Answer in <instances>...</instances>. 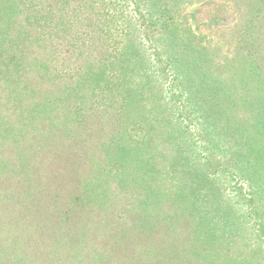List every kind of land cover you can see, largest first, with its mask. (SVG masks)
<instances>
[{"label": "trees", "instance_id": "trees-1", "mask_svg": "<svg viewBox=\"0 0 264 264\" xmlns=\"http://www.w3.org/2000/svg\"><path fill=\"white\" fill-rule=\"evenodd\" d=\"M0 0V264H264V0Z\"/></svg>", "mask_w": 264, "mask_h": 264}, {"label": "rangeland", "instance_id": "rangeland-1", "mask_svg": "<svg viewBox=\"0 0 264 264\" xmlns=\"http://www.w3.org/2000/svg\"><path fill=\"white\" fill-rule=\"evenodd\" d=\"M194 33L208 42H217L219 35L230 29L235 23V14L231 7L219 0H207L188 8Z\"/></svg>", "mask_w": 264, "mask_h": 264}]
</instances>
